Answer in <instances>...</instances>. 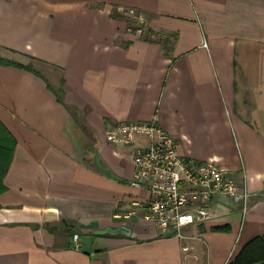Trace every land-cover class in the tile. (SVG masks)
<instances>
[{
	"label": "crops",
	"instance_id": "0c3cea01",
	"mask_svg": "<svg viewBox=\"0 0 264 264\" xmlns=\"http://www.w3.org/2000/svg\"><path fill=\"white\" fill-rule=\"evenodd\" d=\"M0 57L34 69L0 62V121L17 141L0 264H227L264 233V0H0ZM149 120L182 154L231 171L246 213L217 194L210 219L160 235L144 219L148 190L131 184L134 146L105 135ZM121 225L130 234L71 247L74 233Z\"/></svg>",
	"mask_w": 264,
	"mask_h": 264
},
{
	"label": "built area",
	"instance_id": "2783aa9c",
	"mask_svg": "<svg viewBox=\"0 0 264 264\" xmlns=\"http://www.w3.org/2000/svg\"><path fill=\"white\" fill-rule=\"evenodd\" d=\"M105 135L111 143L134 146L131 184L148 190L144 219L160 235L183 237L185 227L210 219L217 194L241 203L246 213L250 192L245 185L215 157L197 160L182 154L176 137L156 120L119 122L108 127ZM140 137L144 143L138 142ZM73 241L79 248L78 233L73 234Z\"/></svg>",
	"mask_w": 264,
	"mask_h": 264
},
{
	"label": "trees",
	"instance_id": "16d2710c",
	"mask_svg": "<svg viewBox=\"0 0 264 264\" xmlns=\"http://www.w3.org/2000/svg\"><path fill=\"white\" fill-rule=\"evenodd\" d=\"M0 62L34 70L31 64L25 65L5 57H0ZM16 142L14 135L0 121V192L6 188L3 177L13 158ZM85 151H91V144L86 143ZM227 264H264V233L255 235L246 241Z\"/></svg>",
	"mask_w": 264,
	"mask_h": 264
},
{
	"label": "water",
	"instance_id": "95a60500",
	"mask_svg": "<svg viewBox=\"0 0 264 264\" xmlns=\"http://www.w3.org/2000/svg\"><path fill=\"white\" fill-rule=\"evenodd\" d=\"M131 229L125 225H121L118 227H106L104 229H97L94 230L91 234H84L81 237V245L80 249L85 251V252H91L92 250V244L95 239V236L98 234H116V233H125V234H130ZM71 247H76L75 243H71Z\"/></svg>",
	"mask_w": 264,
	"mask_h": 264
},
{
	"label": "rangeland",
	"instance_id": "374dc122",
	"mask_svg": "<svg viewBox=\"0 0 264 264\" xmlns=\"http://www.w3.org/2000/svg\"><path fill=\"white\" fill-rule=\"evenodd\" d=\"M112 14L114 15H121V16H126L130 20V24L128 25L130 32L135 33L137 35L143 34V36H150V37H156L158 38L159 36L153 35L151 32L148 31L144 26H142L138 20H136V14L135 12L131 11H123V10H116L112 9ZM141 27V29H140ZM160 38V37H159ZM166 43H168L166 41ZM78 130L81 132H87L85 128L83 127L82 121H78Z\"/></svg>",
	"mask_w": 264,
	"mask_h": 264
}]
</instances>
